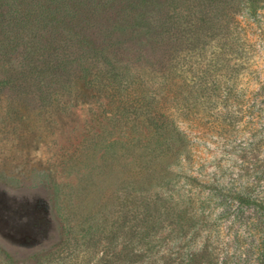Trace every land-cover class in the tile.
<instances>
[{
	"label": "rangeland",
	"instance_id": "rangeland-1",
	"mask_svg": "<svg viewBox=\"0 0 264 264\" xmlns=\"http://www.w3.org/2000/svg\"><path fill=\"white\" fill-rule=\"evenodd\" d=\"M101 10L82 27L110 60L94 87L76 63L0 48V264H264V2L255 13L237 0ZM139 80L190 151L185 172L174 164L146 189L138 160L153 134L118 96ZM146 204L152 219L168 210L141 239Z\"/></svg>",
	"mask_w": 264,
	"mask_h": 264
},
{
	"label": "trees",
	"instance_id": "trees-1",
	"mask_svg": "<svg viewBox=\"0 0 264 264\" xmlns=\"http://www.w3.org/2000/svg\"><path fill=\"white\" fill-rule=\"evenodd\" d=\"M114 1L0 0V23H2L0 33L8 38L3 41L4 43L0 42V48L9 47V51H12L21 46L29 54L44 50L48 56L53 57L54 65L62 70H65L69 64L76 63L79 80L87 87H94L98 76L96 71L101 70L100 67L110 66V60L106 48L95 47L91 41H86L87 37L82 27L88 25L90 15L102 11L101 8ZM237 2L247 11L255 13L264 0H237ZM67 50L69 53L65 54ZM58 51L62 53V58L58 55ZM118 76L109 73L106 79L116 83L119 82L116 79ZM144 86L145 84L139 80L133 86L121 87L124 95L118 93L120 89L113 93L116 96L118 93V96L122 97L119 99H123L126 94L127 98L134 100L138 117L142 118L146 128L151 129L150 132L153 134L144 144L145 148L139 154L138 160L141 188L146 189L145 185L155 179L158 182L171 179L174 164L185 172L186 167L184 168L180 163L190 157V151L187 135L162 110L159 98L144 92ZM114 87L118 89V86ZM150 143H153L151 144L153 146H150ZM187 177L192 181L196 180L190 174ZM164 210L168 209H157V215L155 214L152 219L150 207L148 204L145 205L142 230L139 235L141 239H146L150 237V233L162 229L159 224ZM174 214L175 223L179 225L183 223L184 211L177 213L175 210ZM161 242L160 240L158 243L156 253L161 248ZM154 247L147 246L144 248V253L153 251ZM182 264H190V261L186 260Z\"/></svg>",
	"mask_w": 264,
	"mask_h": 264
}]
</instances>
